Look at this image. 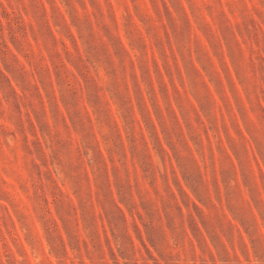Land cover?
I'll list each match as a JSON object with an SVG mask.
<instances>
[{
    "label": "rangeland",
    "instance_id": "374dc122",
    "mask_svg": "<svg viewBox=\"0 0 264 264\" xmlns=\"http://www.w3.org/2000/svg\"><path fill=\"white\" fill-rule=\"evenodd\" d=\"M0 264H264V0H0Z\"/></svg>",
    "mask_w": 264,
    "mask_h": 264
}]
</instances>
